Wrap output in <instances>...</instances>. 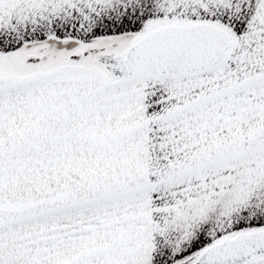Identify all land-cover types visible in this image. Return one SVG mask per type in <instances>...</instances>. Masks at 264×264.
<instances>
[{
	"label": "snow or ice",
	"instance_id": "1",
	"mask_svg": "<svg viewBox=\"0 0 264 264\" xmlns=\"http://www.w3.org/2000/svg\"><path fill=\"white\" fill-rule=\"evenodd\" d=\"M0 264H264V0H0Z\"/></svg>",
	"mask_w": 264,
	"mask_h": 264
}]
</instances>
